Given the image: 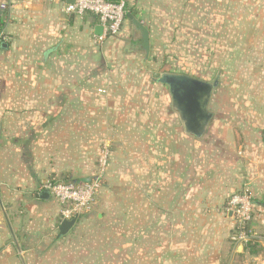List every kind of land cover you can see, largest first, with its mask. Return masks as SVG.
Segmentation results:
<instances>
[{"label":"crops","instance_id":"0c3cea01","mask_svg":"<svg viewBox=\"0 0 264 264\" xmlns=\"http://www.w3.org/2000/svg\"><path fill=\"white\" fill-rule=\"evenodd\" d=\"M153 1L127 3L145 52L126 16L98 45L97 16L66 14L72 0H0V264H33L59 241L81 264H264V121H212L196 139L172 107L134 101L168 90L139 72ZM100 146L110 155L95 217L58 238L59 207L40 184L89 180ZM245 186L254 236L234 248L225 208Z\"/></svg>","mask_w":264,"mask_h":264},{"label":"rangeland","instance_id":"374dc122","mask_svg":"<svg viewBox=\"0 0 264 264\" xmlns=\"http://www.w3.org/2000/svg\"><path fill=\"white\" fill-rule=\"evenodd\" d=\"M151 4L159 11L149 12L151 23L157 26H152L154 47L139 64V72L145 71L154 81L168 72L209 83L218 78L208 104L212 121H264V0H210L209 6L204 0H154ZM146 82L136 84L142 87ZM139 93L134 101L156 111L159 106L172 107L166 89L160 99L154 93L146 99L142 90ZM95 166L96 160L93 172ZM59 242L36 254L31 263H84L74 242ZM116 246L114 242L110 248Z\"/></svg>","mask_w":264,"mask_h":264},{"label":"built area","instance_id":"2783aa9c","mask_svg":"<svg viewBox=\"0 0 264 264\" xmlns=\"http://www.w3.org/2000/svg\"><path fill=\"white\" fill-rule=\"evenodd\" d=\"M128 0H72L63 11L79 17L87 13L97 16L101 33L95 37L98 45L107 37H114L120 32L127 13ZM6 40L0 30V43ZM109 148L103 146L97 155L95 170L89 180L81 182H57L43 180L40 190H46L49 197L58 205L60 223L89 215L97 202L102 189L109 161ZM225 212L230 214L234 223L231 242L234 248L246 246L253 241L252 213L253 201L248 187L231 195L226 203Z\"/></svg>","mask_w":264,"mask_h":264},{"label":"water","instance_id":"95a60500","mask_svg":"<svg viewBox=\"0 0 264 264\" xmlns=\"http://www.w3.org/2000/svg\"><path fill=\"white\" fill-rule=\"evenodd\" d=\"M126 17L140 29L143 40L141 48L147 52L148 33L146 29L129 13H126ZM96 31L99 35L101 28H96ZM157 83L168 88L172 109L178 114L184 132L196 139L202 138L213 118V114L208 110V104L213 91L218 87V78L209 83L183 74L164 73L157 79ZM39 197L47 200L49 194L43 190ZM74 225L75 220L61 222L57 237L66 235Z\"/></svg>","mask_w":264,"mask_h":264},{"label":"trees","instance_id":"16d2710c","mask_svg":"<svg viewBox=\"0 0 264 264\" xmlns=\"http://www.w3.org/2000/svg\"><path fill=\"white\" fill-rule=\"evenodd\" d=\"M125 20V19H124ZM124 22V21H123ZM131 24H133V22L131 21ZM122 27V26H121ZM133 27L141 34V39L139 40V43H140V48H141V46H142V44H143V40H142V33H141V31H140V29L138 28V26L137 25H135V24H133ZM121 30V29H120ZM147 31V30H146ZM138 43V42H137ZM138 45V44H137ZM142 49V48H141ZM168 73H171V72H168ZM188 76H190V75H188ZM156 82H157V80H156ZM58 182H72V180H67V179H61V180H57ZM73 182H75V181H73ZM98 198H99V196H98ZM97 198V199H98Z\"/></svg>","mask_w":264,"mask_h":264}]
</instances>
